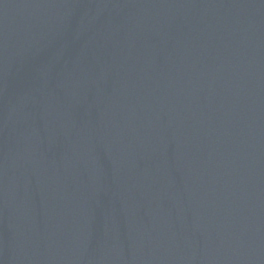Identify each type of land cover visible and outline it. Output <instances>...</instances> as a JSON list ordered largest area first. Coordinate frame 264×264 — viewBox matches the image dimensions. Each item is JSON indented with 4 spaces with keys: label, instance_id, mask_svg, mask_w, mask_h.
<instances>
[{
    "label": "water",
    "instance_id": "1",
    "mask_svg": "<svg viewBox=\"0 0 264 264\" xmlns=\"http://www.w3.org/2000/svg\"><path fill=\"white\" fill-rule=\"evenodd\" d=\"M0 264H264V0H0Z\"/></svg>",
    "mask_w": 264,
    "mask_h": 264
}]
</instances>
